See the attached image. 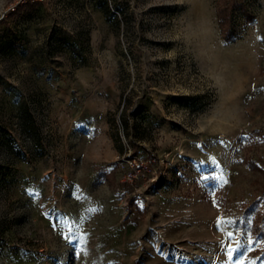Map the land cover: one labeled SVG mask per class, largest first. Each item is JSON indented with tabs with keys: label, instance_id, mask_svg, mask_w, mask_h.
Segmentation results:
<instances>
[{
	"label": "rangeland",
	"instance_id": "1",
	"mask_svg": "<svg viewBox=\"0 0 264 264\" xmlns=\"http://www.w3.org/2000/svg\"><path fill=\"white\" fill-rule=\"evenodd\" d=\"M222 2L0 0V264H264V0Z\"/></svg>",
	"mask_w": 264,
	"mask_h": 264
},
{
	"label": "trees",
	"instance_id": "2",
	"mask_svg": "<svg viewBox=\"0 0 264 264\" xmlns=\"http://www.w3.org/2000/svg\"><path fill=\"white\" fill-rule=\"evenodd\" d=\"M235 0H223L221 5H218L216 9V16L218 20V25L220 28V32L222 34V37L225 41H232L236 37V33L234 32V29L231 27V11L232 6L234 4ZM37 2V1H36ZM240 9L242 10V13L244 16L249 20L251 19V16L249 15L247 9L244 6H241ZM13 10H16V6ZM252 167H257L254 163H250ZM4 238L3 236L0 237V253L3 251L4 248Z\"/></svg>",
	"mask_w": 264,
	"mask_h": 264
},
{
	"label": "snow or ice",
	"instance_id": "3",
	"mask_svg": "<svg viewBox=\"0 0 264 264\" xmlns=\"http://www.w3.org/2000/svg\"><path fill=\"white\" fill-rule=\"evenodd\" d=\"M229 235L231 236V233H230ZM243 243H244L243 241L238 242V243H237V248H239ZM247 243H248L249 246H250V245H251V239H249V240L247 241ZM234 251H235V250H233L232 253H229V258H231V255L234 254ZM237 264H241V262L238 261ZM244 264H246V262H244Z\"/></svg>",
	"mask_w": 264,
	"mask_h": 264
}]
</instances>
